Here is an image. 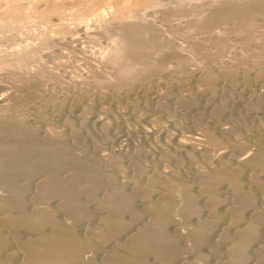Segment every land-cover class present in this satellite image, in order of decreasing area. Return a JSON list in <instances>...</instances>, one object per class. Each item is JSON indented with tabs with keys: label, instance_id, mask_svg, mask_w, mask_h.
I'll return each instance as SVG.
<instances>
[{
	"label": "bare ground",
	"instance_id": "1",
	"mask_svg": "<svg viewBox=\"0 0 264 264\" xmlns=\"http://www.w3.org/2000/svg\"><path fill=\"white\" fill-rule=\"evenodd\" d=\"M69 1L71 0H0V44H6V47L2 46L7 48V43L15 40L14 36L21 29L27 28L31 32V27L35 24L47 27L51 24L52 16H57L62 22H74L75 16L66 12L65 3ZM78 1L88 10L83 17L85 19H90L92 12L96 10L94 13H97L101 6L112 9L108 18L103 15L105 7L100 15L93 17L92 22L99 32L97 35L93 34L96 37L92 35L88 42L91 44L97 36L107 41L104 48L96 52L95 57L103 69H108L120 84L131 79H144L143 76H138L140 64L137 59L143 57L139 56L143 49L147 52L144 55L147 59L151 60L154 55L153 48L145 45L148 39L154 43L153 47L162 48L156 42L157 33L143 28L147 16L145 10H175L172 15L184 19L187 24L182 27L176 25L171 32L176 36H203L205 45L195 43L189 46L191 53L202 62H207L212 56L206 51V45L209 46L213 41L208 35L215 25L230 24L229 31L242 32L250 26V22L245 19L249 12L264 11V0H252L253 2L238 6L216 3L215 0H208V3L201 6L191 3L202 0H174L168 4H163L164 0ZM182 2H185L184 5ZM93 3H99L100 7L92 6ZM179 4L182 6H175ZM257 15L262 17L261 13ZM57 31L70 32L66 25H60ZM41 34L37 35V46L21 47L13 44L11 52L0 51V73H5L2 75L9 84H26L28 88L32 83L41 84L48 77L52 78L50 70L43 68L41 61L37 60V52L46 50L49 46V35ZM163 69L164 64L160 60L149 61L144 65L145 74H159ZM90 74V78L85 77V84L101 82V77L94 76L91 71ZM224 74L223 79L233 84L231 72ZM243 81L245 82V78ZM182 105L184 107L185 103ZM8 106L10 105L0 106V264H195L193 259H182V255L190 252L193 257H198L197 260H202L197 251L207 248L220 221L226 223L227 227L221 229L214 239L216 244H221L222 247L225 245L227 250L223 249L226 252L222 253L223 256L220 255L222 260H218V264H245V261L264 264V140L257 136L255 141L251 140L253 143L249 140L254 147L253 153L247 158L232 161L228 168L219 169L215 166L214 170L198 171L189 182L176 181L175 178L174 181L170 178L158 181L152 177L155 180H149L143 186H138L135 181L137 185H131L128 191H124L113 175L103 167H92L90 161H84L77 153H73L68 144L56 146L54 142L51 143L53 139L50 143H45L46 140L41 142L37 133L26 132L8 122L9 119L7 121L5 118L8 117L5 114L10 113L8 109L11 108ZM220 107L221 105L219 110ZM256 107L257 105L255 109ZM250 108L253 109L252 105ZM241 110H237L240 112L234 118L241 120L245 115ZM233 130L234 127L231 131ZM218 137V133L211 135L208 144H218ZM191 140L194 143L196 141L192 137ZM237 150L240 151L236 148ZM188 157L193 160L192 156ZM204 157L206 156H202L203 159ZM61 172H65L66 176ZM34 181H38L35 186L32 183ZM220 190L226 193V197L220 194ZM99 191L104 193L100 198ZM135 202L139 203V207ZM87 204H93L100 213L96 222H93L95 225L90 220V209L84 210V205ZM174 212L178 213L180 223L188 227L186 229L184 226L185 233L179 232L182 235L169 231L179 221L173 218ZM60 218H65L67 222ZM68 220L72 223L68 224ZM80 222L85 224L82 232L73 227L74 223ZM181 240L190 242L191 247H187L189 244L184 247ZM250 244L260 245L244 255L242 250ZM209 252L218 255L212 249ZM87 253L93 256L86 257Z\"/></svg>",
	"mask_w": 264,
	"mask_h": 264
},
{
	"label": "rangeland",
	"instance_id": "2",
	"mask_svg": "<svg viewBox=\"0 0 264 264\" xmlns=\"http://www.w3.org/2000/svg\"><path fill=\"white\" fill-rule=\"evenodd\" d=\"M172 1L174 0H164L162 3L168 4ZM253 1L215 0L214 2L238 6ZM184 3L181 4L184 5ZM205 3H208V0L191 4L201 6ZM65 5L67 14L75 16L73 17L76 19L74 22H62L57 16H52L50 17L51 24L47 27L35 24L37 26L31 27L33 32L27 28L21 29L20 33L14 36L16 41L7 43V48H5L6 44H0L2 47V50L0 47V51L11 52L14 48L11 46L13 44H19L21 47L37 46L39 40L36 38L40 36L41 32L45 36L49 35L48 49L40 50L36 56L37 60L41 61L43 68L50 70L52 78L48 77L49 79L43 80L40 82L41 84L32 83V86L27 88L26 84L22 86L11 82L9 84V81L2 75L5 73H0V106L10 105L8 107L11 109H8V112L10 111L11 114L8 112L5 114L8 115V117L5 116L7 121L9 119L8 122L21 130H26V132L37 133V138L41 139V142L46 140L45 143H50L53 139L51 143L54 142L53 144H57L56 146L68 144L67 146H70L68 148L73 153H77L84 161H90L91 166L103 167L107 173L113 175L123 186L124 191H128L132 187L131 185L138 184L139 186L140 184L143 186L142 184H147L149 180L162 181V179L170 178L174 181L175 178L176 181L189 182L198 171L207 172V170H214L216 167L219 169L228 168L233 163L232 161L247 158L253 153L252 143L257 138L264 140V11L249 12L245 19L250 22V26L244 28L242 32L229 31L230 24L215 25L208 35V38L213 41L209 46L206 45L207 49L204 47L212 56L207 62H202L191 53L189 46L195 43L196 45H205L203 36L199 34L176 36L171 32L176 25L182 27L187 24L184 19L172 15L175 10L160 9L159 12L152 9L145 10L144 13H147V16L143 28L146 27L145 29L154 30L153 32L157 33L158 41L156 42L162 48L153 47L154 43L148 39L151 43L147 40L145 45L153 48L154 55L150 58L151 60L147 59L144 56L147 55V52L143 49L140 53L138 52L139 56L143 57L137 59L138 64L141 65V67L138 66V76H143L144 79L141 81L131 79L120 84L108 69H103L101 63L99 64L100 61L96 58V52L104 48L107 41L103 40L101 36V39L97 36L91 44L88 42L93 34L97 35L96 33L99 32L92 22L93 17L100 15L103 12L101 10L105 7L103 15L105 14L104 17L108 18L112 9H108L107 6H101V8L99 3H93L92 6L100 8L97 13H94L96 11L94 10L92 12L94 16L91 15L88 20L83 18L88 10H85L78 0H71ZM153 11L156 13L154 14ZM251 13H255V15ZM260 13L262 17L257 15ZM51 25L54 26V31L53 26L50 27ZM60 25L68 26L70 32L57 31ZM40 26L44 27L41 28L43 31ZM45 28L47 33L44 31ZM37 35L39 36L37 37ZM144 52L146 53L144 54ZM155 59L164 64V69L159 74H145V63L157 62ZM90 71L94 76L101 77V82L93 85L91 82L88 83L89 85L85 84L84 82L87 80L85 77H91ZM229 71L233 76V84H229L223 79L224 73ZM24 85L25 87H23ZM6 99L10 101L8 102ZM186 101L188 105H186ZM253 103H256L257 110ZM250 104L254 110L250 108ZM221 108L224 110L223 113ZM237 110L245 113L242 117L244 119H236L237 113L240 112ZM215 112H217V116ZM235 116L236 118H234ZM233 127L234 130L231 131ZM214 133L215 135L219 134V143L212 146L208 144V141ZM191 137L196 139L195 143ZM249 140L254 141L251 143ZM236 148L240 151H236ZM201 155L206 157L203 159ZM188 156H192L193 160ZM223 156L225 157L223 158ZM185 158L186 161H183ZM61 174L66 176L65 172H61ZM135 181L138 183L136 184ZM37 182H32L33 186ZM220 191L218 192L226 197V193ZM103 195L104 193L101 194L99 191L98 197ZM154 197L157 198L156 195ZM135 204L139 207V203L135 202ZM92 206L93 204L84 205V210L90 209L89 211L92 212L90 220L95 223L100 213ZM177 214L174 212L173 218L179 221L175 220L177 224L172 225L169 231L183 234L185 233L184 226L186 229L188 227L180 223L181 219L177 217L179 216ZM61 220L67 222L65 218ZM71 223L72 221L68 220V224ZM217 225L207 248L204 247L197 251L202 260H197L198 257H193L190 252L183 254L182 259H193L195 264H218L222 260L220 255L223 256L222 253L226 252L224 250H227V247L216 244L217 237L215 236L227 226L223 221ZM82 226L84 227L85 224L81 222L73 224V227L80 232L85 228ZM181 233L179 234L182 235ZM184 241L181 240L183 243L181 244L183 246L189 244L187 247L190 248V242ZM258 245L260 244H250L242 250V253L249 254ZM209 249L217 252L219 257L217 258L218 255L215 253L210 254ZM92 256L90 253L86 255V257ZM250 262L245 261V264H250ZM251 264L254 263L251 262Z\"/></svg>",
	"mask_w": 264,
	"mask_h": 264
}]
</instances>
